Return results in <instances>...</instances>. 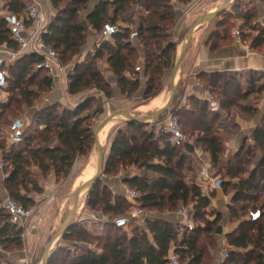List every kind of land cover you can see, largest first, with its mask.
Segmentation results:
<instances>
[{
	"label": "trees",
	"instance_id": "1",
	"mask_svg": "<svg viewBox=\"0 0 264 264\" xmlns=\"http://www.w3.org/2000/svg\"><path fill=\"white\" fill-rule=\"evenodd\" d=\"M25 1L1 0L3 6L15 14L22 12ZM50 1L56 9V14L47 24L43 39L58 52L62 64H69V60L80 53L86 41L88 27L101 33L105 23L117 26V31L109 40H103L93 47L91 56L87 53L82 61L73 62L68 74L69 93L75 94L83 88L93 86L104 98L109 99L112 96L109 83L94 63V60L104 56L122 94L129 96L139 89L141 72L146 77L142 99L147 101L160 93L162 78L170 71L175 58L177 42L171 40L169 34L174 19L173 5L166 0H100L87 13L86 25L79 21L78 14L87 6L89 0H66L64 3H61V0ZM174 1L180 4L189 0ZM134 5L144 7L148 11V15L137 25L138 40L142 42L145 56L141 71L134 69L135 47L126 40L130 31L126 14ZM235 7L237 5L234 3L233 8ZM224 14H227V11L220 16ZM254 16L253 11L241 14L245 23ZM222 24L223 21L218 19L210 34V37L215 39L212 46H217L221 39L229 38L228 28L219 29ZM259 32L264 37V27L259 29ZM240 37L243 41V33H240ZM249 43L254 49L261 46V42L256 38H252ZM0 45L17 49V44L2 17ZM39 61L40 58L35 54L24 53L8 67L3 84L10 81L14 84V90H18L21 95L11 97L10 101L0 102V151L8 172L4 180H0V195L2 188L5 189L7 194L24 208L34 203L33 197L28 196L27 192H41L38 181L32 177L29 169L32 165L39 169L40 174H46L52 169L56 177L67 175L75 156L87 155L93 143L90 127L84 123L88 117L82 115L89 105L87 99H84L74 106L63 107L60 111L56 110L57 105L41 107L34 115L35 128H25L17 142L7 144L2 127L10 126L12 122L8 121L6 114L16 113L22 103V96L28 97L30 94L20 85L28 81L35 72L44 73L42 80L47 88L53 83L45 70L36 68ZM236 74L228 71L201 72L200 78L205 81L211 94L219 96L217 101L220 108L227 112L233 107H238L242 110L241 113H245L250 107L241 101L253 93L262 91L264 80H261L263 76L257 71H248L244 79L238 78ZM188 100L195 103L194 107L176 109L172 105L159 116L172 113L192 121L201 132L195 143L173 144L162 127L155 133L150 128L145 130L148 124L124 122L126 128H119L110 142L104 173L116 172L119 167L128 165L143 169L144 173H134L121 179L124 186L136 192V196L130 201L123 193L113 195L110 187L99 179L86 197L85 205L91 210L110 212L117 217L121 216L117 214L122 213L127 206L162 211L171 210L178 204L190 205V218L193 223L203 214L205 217H201L202 222L195 223L192 229H188L171 219L144 213L142 219L145 225L134 226L132 233L128 235L121 231L120 228L124 227L113 223L116 218L114 216V219L104 221L103 224L111 225L116 230L112 234H105L103 240L98 241V250L83 247L58 262L60 253L67 250L66 247L58 245L48 264H166L172 242L180 262L182 257H185V264H202L207 256L205 240L209 239L208 243H212L210 238L214 239L217 235L216 229L219 225L215 228L213 226L220 219V213L209 212L212 217H206V209L214 191L204 194L201 185L196 181L185 180L184 163L189 159L188 155L194 147L207 152L211 165L218 166L216 175L220 179L222 192L229 196L227 207L230 218L238 221L236 227L225 235L227 255L221 264H264V112L252 133L253 145L246 144V137L242 136L236 152L221 160L220 153L225 139L223 134L233 136L235 131L230 133L227 127H215L214 123L220 113L209 111L206 102L194 96ZM96 111L99 112L98 109ZM254 115L255 113L251 114L249 118ZM180 125L182 127L181 122ZM231 125L238 128L234 122ZM257 151L259 155L251 163V157ZM135 201L139 205L132 203ZM255 210H259V216L251 219L249 213ZM86 235V229L79 227L75 221L62 238L72 242L71 250L72 247H77L78 242L84 240ZM0 244L4 247L12 245L15 248H21L22 245L21 229L10 223L1 208Z\"/></svg>",
	"mask_w": 264,
	"mask_h": 264
},
{
	"label": "rangeland",
	"instance_id": "2",
	"mask_svg": "<svg viewBox=\"0 0 264 264\" xmlns=\"http://www.w3.org/2000/svg\"><path fill=\"white\" fill-rule=\"evenodd\" d=\"M66 0H61V3H64ZM169 4L173 5L174 8V19L173 23L169 28V34H170V39L177 42L176 48H175V55L177 54L180 46V42L183 39L189 25L200 15L198 14L201 12L203 14V9L208 5V0H189L187 3H180L175 2L174 0H166ZM235 5L237 7L233 8V5L230 6L226 11L227 14H224L223 16L218 17V19H221L223 21L222 26L219 29L223 28H228V35L229 37L233 36V32L235 30H238L240 33H243V39L245 42L249 43V41L252 38H256L258 41L261 42V46L259 49H264V37L261 36L259 29L264 27V23L260 22L258 20L259 17V12L257 9V6L254 5V1L252 0H235ZM86 6L84 9H81L79 14H78V19L79 21L83 22L86 24V21L83 19L85 17V13L87 10ZM176 7H182L184 10L188 11V15H186L185 18H180L178 16V10H175ZM195 9V10H194ZM245 11H253L255 13V16L248 22L245 23L243 19L241 18V14ZM148 15V11L141 6L134 5L131 10L128 11L126 14V18L129 21V26L132 28H137V25L139 24L140 20ZM208 23V22H206ZM206 23L201 24L196 31H199L202 29L203 25H206ZM87 25V24H86ZM252 25L254 28H250ZM94 33L92 29L88 27L87 29V37L89 34ZM87 40V39H86ZM135 47V52H134V67L137 66L138 64L141 63L142 59H144V47L142 45V42L140 40H136L131 43ZM87 44L86 41L82 45L80 49V53L74 57H72L69 60L70 66H72L73 62L75 61H82L86 54L89 53L90 51L87 50ZM105 56L94 60V63L97 68H99L100 72H102V69L105 65ZM68 61V60H67ZM30 72V71H29ZM169 73V72H168ZM168 73L162 78V90L160 92H163L165 94V97L168 95L169 87L167 83V78H168ZM43 75L44 73H36L32 74L31 78L25 82H23L20 87L24 88L26 91H29V96L28 97H23V100H21L22 103L19 104L18 109L16 110V113H8L7 112V119L8 121H11L12 124L15 121H22L23 125L26 129L35 128V123H34V115L37 110H39L41 107H44L46 105H57L56 110L60 111L63 107H71L76 105L77 103H80L82 100L87 99V103H89L88 107L83 110L82 115H86L88 119L84 122L86 126L90 127V130L94 127L95 123L102 119L107 113L108 110L106 108V103H104V98L99 95L96 90H94L93 86H89L86 88H83L80 92L71 94L73 97L68 100V95L66 90H64L63 97L60 95V97L55 94L56 88L54 83L51 84L49 88H47L43 82ZM238 78L243 79L245 74L242 75L241 73L236 74ZM140 86L139 89L127 96L125 94H122L123 97H126L127 99L130 100L129 103H141L145 102L142 99V89L141 86L144 87L146 77L144 74L140 73ZM104 79L109 83L112 91V87L115 85V80L116 77L113 76L112 80L106 79V76H104ZM200 83H202L203 88L209 91V88H207L206 83L203 79L199 80ZM263 81V80H262ZM117 85V84H116ZM118 87V86H117ZM178 90V91H177ZM176 96L172 102V105L174 108H192L194 107L195 103L192 101L188 100V103H181V99L183 98V95H181L182 91V83L180 82L179 78L177 80L176 84ZM62 92V91H61ZM18 90H14V84L11 83L10 81L2 85V90H0V97H5V102L10 101V98H15L18 97ZM69 94V92H68ZM12 95V96H11ZM113 96V92H112ZM111 96V97H112ZM182 96V97H181ZM212 98L217 101L219 96L212 94ZM21 99V98H18ZM107 100V99H106ZM179 103H176V102ZM202 101V100H201ZM13 103V102H11ZM241 103L249 104L250 109H247V112L241 113L242 110H240L238 107H233L231 110L227 112H222L220 114V117L218 120L214 123L215 127L220 126L222 127H227V131L230 133H236L238 131V128H234L231 123L234 122L235 119V114H239L243 116L245 119H249L251 114L255 113V116L258 118H261V115L264 112V88L262 91L253 93L246 99H243ZM171 105V106H172ZM113 106V103H112ZM208 110L209 111H214L212 109L211 103H207ZM134 105L129 107L128 110L133 112ZM99 110L97 112L96 110ZM112 111V110H111ZM176 112V111H175ZM138 114V113H135ZM172 114V113H171ZM141 115V114H139ZM159 116V118H155L148 124V127L145 128V130L153 129L155 133L158 132V129L160 128V121L166 116ZM178 120L182 124V130L186 135L187 142L190 144L195 143V140L197 137L201 135L200 129L196 124H194L192 121H189L186 117H183L181 115L176 116ZM125 129L126 124L124 123L123 120H116L113 125L110 127V129L105 133V136L102 140V145L105 151V155L107 156L110 142L112 138L116 135L117 130ZM9 129V126H3L2 127V133L3 136H5V131ZM223 137H225L224 140L229 139L232 137V135H225L223 134ZM245 143L248 145H253V137L252 135H245ZM7 142V139H6ZM182 145V144H180ZM201 148L199 147H194L193 151L189 153L187 160H185L184 163V174H185V180L186 181H196L198 184L201 183L200 180V171L201 167L204 165L201 162V158L204 156L205 152H201ZM254 156L251 157V163H253L259 155V152H254ZM93 154V143L91 145V150L88 152L87 155H81L78 156L76 155L73 164L71 168L69 169V172L67 175H59L58 177L55 176L53 170H49L46 174H40L39 169L36 166H31L29 169L31 171L32 177H35L38 181V185L41 187V182L44 181L46 182L44 186L45 188L41 187V192H34L32 193L27 192L28 196H32L34 199L33 205H30L27 208H32L33 209V215H32V220L36 221V226L33 229L34 234L36 235V255L35 259L33 260V264H37L42 251L44 249V246L48 240V238L51 236V234L54 232V230L60 225V223L63 221L64 217L66 216L69 208L72 205L73 202V197H74V192L77 189V187L84 181L83 178V171L84 168L87 166V164L90 162L91 155ZM232 153L230 152V149L226 151L224 149V143L222 144V151L220 153V159L224 160L227 157L231 156ZM202 163V165H201ZM211 164V163H210ZM218 166H212L208 168V175L209 176H214L216 175V169ZM35 171V172H34ZM134 173H144L143 169H138L135 166L128 165L119 167L118 170L115 172H110L108 174H105L103 171V174L101 176L100 182L101 183H106L112 192V194H119L124 192V184L122 183L121 179L127 175H131ZM150 174V173H149ZM217 176V175H216ZM218 177V176H217ZM199 179V180H198ZM201 185V184H200ZM203 185V184H202ZM210 186L207 187V189L201 190L203 193L206 194V191L208 190ZM24 192V191H22ZM25 193V192H24ZM228 196L227 194H225ZM1 198V195H0ZM64 198L66 199L65 202V207L59 216L57 215L58 207L61 204V202L64 201ZM214 198V197H212ZM210 200V205L207 207V212H206V217L211 218L212 216L209 214V212H219L220 213V219L218 222L214 224V228L217 225H220L222 227V233L217 234L213 238H210L212 240V243H208L209 239H206V245H207V256L203 259L202 264H221L223 260L220 259V250L226 251L227 249V243H226V238L225 235L228 232H231L237 225L238 221L237 220H232L229 215V210L227 207V210H220L219 204H222V199L217 198L216 200L218 203L215 201V199ZM86 199V198H85ZM85 199L82 201V204L78 208L77 212L74 215V221L78 222L79 227H82L86 229L87 235L84 240L79 241L77 244V247H72L70 250V247L72 246V242L67 241L65 239L60 240V245L63 247H66V251L60 253V256L58 258V262L62 260V258L68 254H72L75 252L80 251L83 247H88L91 249H96L98 250V241L103 240V236L105 234H112L115 232V228L112 227L111 225H104V221H109L111 219H114V214L112 213H102L100 210H91L85 205ZM130 200V199H128ZM131 201V200H130ZM135 205H139L137 201L132 202ZM181 207V204H178L175 208L171 210H141L137 206H132V207H126L125 210H123L122 213H119L117 215L125 216L128 218V223L124 228H120L121 231L126 232L128 235L132 233V228L134 226H144L145 223L143 221V214L147 215H157L159 217H164L166 219H170L171 215L173 216V212L178 210ZM223 207V205L221 206ZM135 209H139L140 212L138 213L139 216L136 217H131L130 214L132 211ZM84 210H87L88 213H83ZM175 211V212H176ZM250 212V211H249ZM205 217L203 214H201L200 217L195 220V223L202 222L201 217ZM41 218L38 219V218ZM57 217V219H56ZM117 217V216H116ZM90 219V220H89ZM105 219V220H104ZM173 221H176L175 218H171ZM194 223V225H195ZM181 231V229L179 228ZM203 236V234H201ZM24 238L21 235V240H22V245L21 248L24 246ZM21 248H15L14 246L10 245L7 247H4L3 245L0 244V264H19V262H14L11 259H8L9 254H12L13 252H16L17 250H20ZM70 250V251H69ZM8 254V256H7ZM3 255H6L4 257ZM186 259L185 257H182L181 264H185Z\"/></svg>",
	"mask_w": 264,
	"mask_h": 264
},
{
	"label": "crops",
	"instance_id": "3",
	"mask_svg": "<svg viewBox=\"0 0 264 264\" xmlns=\"http://www.w3.org/2000/svg\"><path fill=\"white\" fill-rule=\"evenodd\" d=\"M99 1L100 0L88 1L87 3L88 7L85 13V17L83 18L84 20L86 18L87 13ZM222 1L223 0H208V5L203 9V13L216 8L218 5H220V3H222ZM252 1H254V5L257 6L259 12L258 20L264 23V0H252ZM175 10H178L177 13L180 18L186 17L184 13L185 11L184 8L176 7ZM41 14L43 19L48 23L54 18L56 14V9L51 4L50 0H44L43 10L41 11ZM109 14H111V9H109ZM198 14L202 15L201 12H199ZM218 17H216L214 20L208 21V23L205 22L206 25H203L202 29H200L199 31L195 30L193 37L189 42L187 51L181 62L177 80L179 78L180 82L182 83L181 95H183V98L181 99V103H188V98L194 96L206 103H211L212 109L221 114L222 112H226V111L220 108L218 101H215L212 98V94L210 93V91L203 88L202 83H200L199 81L201 79L200 73L201 72L209 73L214 71H228L238 74L242 72V75L245 74V76L243 77L244 79L248 71H257L263 76L261 80H264V49H259V48L254 49L250 46V43H247L244 40L243 41L241 40L242 42H237L234 36L221 39L219 40L217 46H212V43L214 42L215 39L213 37H210V34L216 27V21L218 20ZM93 32L94 33L92 34L90 33L88 37L86 33V39H87L86 44L88 45L86 49L89 51H91L94 46H97V44H99L101 40V33L95 30H93ZM10 50L13 49L7 47L6 45L1 48V52L5 56L8 55V51ZM24 53L27 52L23 51L19 53L18 57ZM142 64L143 61H141V63L138 64L140 67V71L142 70ZM71 67L72 66H70L69 64L66 76L61 78L59 81H53L56 88L55 94H57L58 97L64 94V90L68 91V74ZM101 69H102L101 73L102 75L106 76V79H108L109 81L113 79L114 75L110 70L106 58H105V65ZM141 89H143L142 86ZM0 90H2V85L0 86ZM68 92H67L68 95L67 98L68 100H70L73 97V95H71L70 93L68 94ZM112 92H113V96L107 100L102 96L101 93L97 92L99 95H101L104 98L103 102L106 103V108L108 112H110L111 110L114 111L120 109L128 110L132 104V106L134 105L133 113H138L137 115L139 114L144 115L145 113L160 107L159 105L152 108H147V109L145 108L146 105L148 106L150 101L157 95H161L160 103L161 102L163 103L168 96L167 95L165 97V94L163 92H160L159 94H157L156 96L145 102L129 103L130 100L122 96V93L120 89L117 87L116 83L114 87H112ZM5 100H6L5 97H0V102H5ZM260 119H261L260 117L257 118L255 115L252 118L245 119L243 118V116L239 114H235L234 123L238 126V131L231 138L224 140V149L226 151L230 149V152L234 154L240 146L241 137L245 135H249V136L252 135ZM201 152L203 151L201 150ZM203 153L204 156L201 158V161L204 163V165L207 167L208 170V168L211 165L209 154L207 152H203ZM213 177H217V176L214 175ZM205 186L206 187L210 186L207 192L214 191V196H213L214 198L212 199H215L217 203L218 201L216 200V197L222 199V204L218 203L220 210L223 209L227 210L229 196H226L222 192L220 186L215 187L209 182H206ZM66 199L67 198H64V201L61 202V204L58 207V211H57L58 219L65 207ZM222 205L223 207H221ZM83 213L85 214L88 212L87 210H84ZM173 217L178 222L180 221V218L176 214V212H173V216L171 215V218ZM36 238L37 237L32 229L30 233L24 238V242H23L24 246L20 250H17L16 252L9 254V256L7 254V256L9 257L8 259L13 260L14 262H19L25 257H27L33 261L36 255ZM3 256L6 257V255Z\"/></svg>",
	"mask_w": 264,
	"mask_h": 264
},
{
	"label": "built area",
	"instance_id": "4",
	"mask_svg": "<svg viewBox=\"0 0 264 264\" xmlns=\"http://www.w3.org/2000/svg\"><path fill=\"white\" fill-rule=\"evenodd\" d=\"M43 2L44 0H26L22 12L20 14H15L8 11L7 8L1 5L2 2L0 0V16L5 19L9 33L17 44V49L8 51L7 56L3 55L1 52V48L5 45H0V86L4 83L8 67L16 62L19 53L23 51L27 53H33L38 56L40 61L36 64V68L45 70L47 75L53 81H59L61 78L66 76L69 64H62L58 52L48 45L43 39V34L47 32L48 24V22L43 19L41 14V11L43 10ZM184 13L185 15H188V11L185 10ZM129 29L130 31L126 40L132 43L138 39V31L136 27L132 28L129 26ZM116 31V25L105 23L102 27L100 42L103 40H109L112 34ZM233 36L237 42H242L238 30L233 32ZM134 69L137 71L140 70L139 65L135 66ZM160 127H162L163 130L168 133L169 141L171 143L180 145L188 141L178 118L174 114L168 113L160 121ZM24 129L25 127L23 122L18 120L11 124L9 129L4 130L7 144L17 142ZM5 166L6 163L2 158V151H0L1 181H3L8 174ZM207 171V167L203 165L199 173L201 177V187L205 186L206 182L211 183L215 187L219 186V177L209 176ZM45 183L46 182L42 181L40 183L41 187L45 188ZM204 189H207V187H202V190ZM123 194L127 199L130 200H133L136 196V192L126 186L124 187ZM0 208L7 214L10 223L21 229V235L23 237H26L30 231L35 228L37 222L32 220L33 209L24 208L22 205L12 199L3 188L0 199ZM190 210L191 209L189 205L181 206L176 211V214L180 218L178 223L183 227H187L188 229H192L194 226V223L190 218ZM139 212V209H135L131 212L130 216H139ZM249 216L251 219L257 218L259 216V210L250 212ZM38 219L41 220L40 217ZM113 223L118 227H125L128 223V218L125 216H118L113 220ZM226 255V251L220 250L221 260H223ZM19 264H33V261L25 257L20 261ZM166 264H181L179 255L175 251L173 242L171 243L167 254Z\"/></svg>",
	"mask_w": 264,
	"mask_h": 264
},
{
	"label": "water",
	"instance_id": "5",
	"mask_svg": "<svg viewBox=\"0 0 264 264\" xmlns=\"http://www.w3.org/2000/svg\"><path fill=\"white\" fill-rule=\"evenodd\" d=\"M235 0H223L216 8L209 10L199 17H197L188 27L183 39L180 42L179 50L175 55L172 67L169 71L167 83L169 87L168 96L165 103L154 110H151L144 115H137L129 110L120 109L108 112L102 119L97 121L91 130L93 139V153L95 154V170L94 173L85 181H83L75 190L73 202L69 208L66 216L60 225L54 230L46 242L42 254L37 264H48L53 252L60 245V240L63 234L74 224V215L78 208L82 204V201L88 196L93 185L101 179L104 171V164L106 160L105 151L100 140L99 134L104 129L105 125L110 121H116L118 119L127 123L138 122L143 125H147L159 115L166 112L175 98L177 77L179 74L181 62L187 51L189 42L191 41L195 30L203 23L214 20L221 13L226 11L230 6L234 4ZM217 234L222 233V227L219 225L216 229Z\"/></svg>",
	"mask_w": 264,
	"mask_h": 264
},
{
	"label": "bare ground",
	"instance_id": "6",
	"mask_svg": "<svg viewBox=\"0 0 264 264\" xmlns=\"http://www.w3.org/2000/svg\"><path fill=\"white\" fill-rule=\"evenodd\" d=\"M160 99H161V95H157L156 97H154L151 101H150V103L148 104V106L146 105V109L147 108H152V107H156V106H159L160 105V107L165 103V101H166V99H165V101L162 103H160ZM160 103V104H159ZM144 108V109H145ZM113 123H114V121H110V122H108L106 125H105V127H104V129L102 130V132H100V134H99V137H100V140H101V142H102V140H103V138H104V136H105V133H107V131L110 129V127L113 125ZM95 154L93 153L92 155H91V159H90V162L87 164V166L84 168V171H83V180L85 181V180H87L93 173H94V170H95Z\"/></svg>",
	"mask_w": 264,
	"mask_h": 264
}]
</instances>
